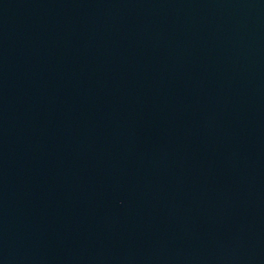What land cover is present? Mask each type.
Returning a JSON list of instances; mask_svg holds the SVG:
<instances>
[{
	"label": "water",
	"instance_id": "95a60500",
	"mask_svg": "<svg viewBox=\"0 0 264 264\" xmlns=\"http://www.w3.org/2000/svg\"><path fill=\"white\" fill-rule=\"evenodd\" d=\"M0 264H264V0H0Z\"/></svg>",
	"mask_w": 264,
	"mask_h": 264
}]
</instances>
